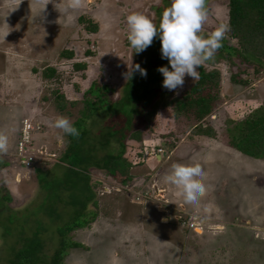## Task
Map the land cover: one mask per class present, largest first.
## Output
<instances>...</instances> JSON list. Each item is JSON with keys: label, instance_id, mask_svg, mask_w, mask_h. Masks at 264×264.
I'll list each match as a JSON object with an SVG mask.
<instances>
[{"label": "rangeland", "instance_id": "obj_1", "mask_svg": "<svg viewBox=\"0 0 264 264\" xmlns=\"http://www.w3.org/2000/svg\"><path fill=\"white\" fill-rule=\"evenodd\" d=\"M229 2L206 0L203 30L211 33L227 24ZM67 3L0 0V131L9 137L8 151L0 155V264H7L13 249H23L34 234L43 244L39 264H51L63 243L80 246L68 247L62 264H264V161L232 147L227 131L229 120H244L264 105V72L257 76L253 66L238 60L244 66L205 64L220 73L217 112L197 125L172 110L156 113L146 126L153 130L150 135L141 136V145L130 142L126 147L134 182L108 180L94 171L95 196L88 202L84 175L54 165L66 145L63 133L52 127L60 115L53 91L78 101L98 80L115 89L109 97L119 101L124 86L155 88L163 77L159 64L146 68L144 77L137 72L126 80L122 75L131 65H140L126 39L125 17L138 12L158 26L162 13L156 15L155 6H170L171 0H82L78 9L65 11ZM150 46L154 53L161 43L154 37ZM75 64L87 68L77 73ZM198 80L185 75L182 88L160 90L179 97ZM108 110L88 121L93 136L105 135L111 126L124 127L123 117L107 115ZM28 120L43 130L33 135L32 153L44 158L32 168L20 166L16 155ZM135 121L137 129L145 128L139 118ZM198 125L212 135L200 133ZM102 142L99 138L101 153L108 150ZM118 147L116 143L110 151ZM173 163L198 164L204 170L202 182L209 190L200 208L187 206L165 182ZM204 206H211L207 214ZM77 221L88 225L65 237L59 234Z\"/></svg>", "mask_w": 264, "mask_h": 264}, {"label": "trees", "instance_id": "obj_2", "mask_svg": "<svg viewBox=\"0 0 264 264\" xmlns=\"http://www.w3.org/2000/svg\"><path fill=\"white\" fill-rule=\"evenodd\" d=\"M169 4V3H168ZM229 19L227 25L230 33L223 42V47L217 51L215 61L208 62L209 67H214L217 63H226L229 67L239 66L242 64L253 66L255 75L264 72V0H230L229 2ZM169 6L156 8V15L160 14ZM81 22H85L82 18ZM97 31L98 26H94ZM205 31V32H204ZM202 35H208V31L201 29ZM206 35V37H207ZM161 46L156 48L157 51L152 53V47L149 46L139 54L134 52L133 57L140 60V67L146 69L148 67L155 68L170 65L167 59L159 58ZM146 54V55H145ZM90 55V54H88ZM148 57L146 59V56ZM73 55L71 54L70 57ZM133 58V59H134ZM238 61H240L239 64ZM152 61H154L152 63ZM85 64H75L74 72L85 70ZM54 74V70L48 72L50 77ZM238 75L232 76V80L236 82ZM163 77L159 79L155 88H141L133 85L131 87L124 86V99L110 100L109 95L117 92L115 89L95 81L91 88L84 94L82 100L69 101L65 95L56 89L53 91L54 104L60 116L69 119L76 118L72 122L78 130V136H65V148L54 165L68 167L73 173L84 175L82 183L86 184L89 192L85 198L88 202L94 198L92 189V173L97 171L104 175L108 180L115 178L122 179L123 183H133L135 178L130 176V171L134 167L132 162L127 160L126 147L128 143L135 142L141 145L142 135H150L147 127L151 123L152 118L159 111H173L177 118L184 121L191 120L193 125H197L203 120L212 117L220 107L222 101L220 98V73L217 70H207L204 66L199 68V80L183 95L177 97L175 93L170 94L167 91H161ZM156 82V81H155ZM127 85V84H126ZM246 85V84H244ZM137 87V88H136ZM107 115L119 113L125 120L124 127H109L108 132L104 135L93 136L87 128L88 121L92 120L94 115L99 111L106 112ZM131 108V109H130ZM118 109V110H117ZM136 118L145 127L144 129L136 128ZM179 119V120H180ZM147 126V127H146ZM228 133L231 139V145L241 153L264 161V105L255 110L248 118L234 123L229 120ZM147 129V130H145ZM200 133L212 135L211 129L197 126ZM106 131V129H105ZM39 133H43L41 128ZM231 133V134H230ZM101 138L102 145L108 149L102 153L98 145V139ZM113 140L117 142H113ZM105 141V142H104ZM118 144L117 151H110V147ZM146 144V143H145ZM56 159V158H55ZM37 162L35 165H38ZM4 166L7 164H3ZM33 165V166H35ZM32 166V167H33ZM31 167V168H32ZM9 201V198H4ZM97 205V203H96ZM82 210L86 212L87 206L82 204ZM78 218V216H77ZM88 223L74 222L73 225L62 228L59 234L65 237L75 229L84 228ZM24 244L23 249H13L7 264H39L43 244L38 236ZM25 241V239L23 238ZM64 241V240H63ZM71 245L63 243L61 248L52 258L51 264H62L63 254ZM80 244H74L71 247H79Z\"/></svg>", "mask_w": 264, "mask_h": 264}, {"label": "clouds", "instance_id": "obj_3", "mask_svg": "<svg viewBox=\"0 0 264 264\" xmlns=\"http://www.w3.org/2000/svg\"><path fill=\"white\" fill-rule=\"evenodd\" d=\"M81 2L82 0H68L65 11L78 9ZM207 17L206 0H171L170 6L162 12L158 26L141 13L128 14L125 17L126 39L137 54L147 49L154 37L159 39L161 59L168 60L171 70L162 66L157 71L163 76L162 87L175 91L183 87L185 75L194 81L199 79L197 68L215 61L217 51L223 47V42L230 33L229 26L221 23L207 37L202 35V25ZM137 72L141 77L147 75L139 64L131 65L122 75L126 80H131ZM52 127L59 129L64 136L79 135L70 119L64 116H56ZM8 148L9 137L0 131V155L6 154ZM204 177L205 172L198 164L173 163L164 180L177 189L176 195L182 197L187 206L198 209L209 190L202 182ZM210 210L211 206L203 207L205 214Z\"/></svg>", "mask_w": 264, "mask_h": 264}, {"label": "built area", "instance_id": "obj_4", "mask_svg": "<svg viewBox=\"0 0 264 264\" xmlns=\"http://www.w3.org/2000/svg\"><path fill=\"white\" fill-rule=\"evenodd\" d=\"M40 130L41 127L39 125H35L29 120L25 121L21 138L19 139L17 144V154H16L18 158L17 159L18 164L24 168H31L38 161H40L41 158H44L42 154L33 155L32 153V150H34L33 135ZM158 153L159 155H163L164 151L162 149H158ZM53 158L55 159V156ZM192 227H195V224H192Z\"/></svg>", "mask_w": 264, "mask_h": 264}]
</instances>
